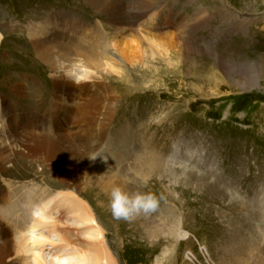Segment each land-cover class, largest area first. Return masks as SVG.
I'll return each mask as SVG.
<instances>
[{
  "label": "rangeland",
  "instance_id": "1",
  "mask_svg": "<svg viewBox=\"0 0 264 264\" xmlns=\"http://www.w3.org/2000/svg\"><path fill=\"white\" fill-rule=\"evenodd\" d=\"M54 5H33L38 11L23 20L19 10L26 1L0 0V245L8 242L13 251L6 264H35L37 253L48 264L77 251L95 258L104 247L112 264H237L239 257L242 264H261L264 0H158L143 33L172 44L168 53H158L144 41V58L135 65L111 50L115 30L92 6L77 15ZM53 8L75 14L64 24L72 41L65 38V50L36 49L31 28L43 20L34 19ZM169 17L176 18L174 27L166 23ZM129 27L124 36L138 40L137 26ZM127 132L134 149L121 163L127 184L80 176L72 161L88 160L114 175L116 148ZM137 134L153 150L161 178L144 174L148 154ZM113 185L129 194L152 193L155 210L117 220L110 210ZM37 188L57 196L50 211L72 197L66 201L88 208L94 223L81 221L66 204L36 224L21 199L24 190ZM11 207L24 211L28 226H41L29 235H52L57 245L30 242L20 251ZM179 222L189 239L170 237Z\"/></svg>",
  "mask_w": 264,
  "mask_h": 264
},
{
  "label": "bare ground",
  "instance_id": "2",
  "mask_svg": "<svg viewBox=\"0 0 264 264\" xmlns=\"http://www.w3.org/2000/svg\"><path fill=\"white\" fill-rule=\"evenodd\" d=\"M19 1H21L23 3H24V1H26L27 5H28L27 7L20 8V10H19L20 18L23 20H30V16L32 15V13L34 11H38V9H39L37 7L33 8V5H36L39 3L50 4V5L62 4L63 6L67 7L68 9H74L75 13L77 12L78 14L80 13V11L83 10L82 7H84L86 9L87 6H89V5L92 6L94 8L96 17L101 18L103 20H106L108 22V24L112 26L111 28L113 30H115L116 38L114 37V39L111 40V42L108 40L110 42L109 47H112L111 50L113 49V51L115 52V55H117L120 59H123L124 62L127 64L135 65L136 63L138 64V63L142 62V59L144 58V56H143L144 41H147V45L152 50L155 49L158 53H160L161 51L163 53H168V51H169L168 46H170V44H172V42L168 43V41L165 38L164 39H156V36H154V35H152L151 37L147 36V35L144 36V34H146V33H143L145 31V27H144V23L146 22L145 20L148 19V16L153 11H155L156 6L158 5V0H19ZM27 8H29L30 10L31 9H35V10H33L32 12H29V10ZM61 10L62 9H60V8H58V9L53 8L52 10H48L45 13V15L42 16L43 18L38 17L37 19H34V22L39 20V19L43 20L40 22L33 23V28H31L33 30L31 32V34H32L31 37L33 38L32 45L36 49L37 48L39 49V48H42L45 46H50V45H54L59 50H65V49L69 48V46H67V44L69 42L66 43L67 40H65V38L70 39V40L72 39L71 35L68 34V33H70L71 30H69L67 27H64L65 26L64 24L67 22V20H72L68 14L72 15L73 12L65 11L67 9L62 10V11ZM69 11H72V10H69ZM23 14H26V15H23ZM43 14H44V12H43ZM35 15H37V14L35 13ZM73 15H75V14H73ZM197 15H198V13H197ZM156 16H158V15H156ZM79 17H75V22L76 21L80 22V20H82L81 17L80 18ZM174 18L175 17L165 18L166 23L169 25V27H174V24L176 22L175 21L176 18L175 19ZM130 24L133 25L134 27L137 26L135 32L138 34V37H137L138 40L132 38L131 36L130 37L124 36V34H126L127 31L129 32L132 30V27L131 28L129 27L130 29L128 28V25H130ZM201 25H202V23H199V25L197 24V28L201 27ZM188 27L191 30H193V27L195 28V26H193V25L192 26L188 25ZM167 29H168V27H167ZM117 37H120L121 39H119ZM1 38H2V36H1V32H0V41H1ZM59 38H61L62 40H59L57 42L56 39H59ZM167 38H168V36H167ZM108 62L109 61H107V64H106L107 67L110 68L111 70H114L115 68L113 67V64L108 63ZM137 135L139 136L138 141L140 143H143V145L145 146V149L147 150V154H148L144 158L145 159L144 174H147L148 176L152 177L153 174L157 173L159 178H161L162 176H161V174H159L160 169H161L160 163H159V161L152 159V157H151L152 153H154L153 150L150 149L149 143L146 142V144H145V139L142 138L143 136H141V134L140 135L137 134ZM130 137L131 136H129V132H127L126 136L120 141V144L122 146H120V147L118 146L119 148L118 147L116 148L117 149L116 155H117V158H119V160H118V163L116 164L117 167L114 170V175H112L113 173L110 172L109 170L107 171L105 169L108 173L105 172L104 169H101L99 165H96V164L93 165L88 160H86V161L82 160L83 162L72 161L73 164L76 163V165H79L80 169H77V171H80V173H79L80 176H83L87 180L93 181L97 184L103 183V181H105L106 179L111 180L112 177L113 178L116 177L120 181V183L126 182V184H127V181H128L127 177L121 171V163H122V161H124V157L128 155L127 150L132 148V146H133V141L131 140L132 138H130ZM110 139H109V141H111ZM176 148H177V151L175 152V155L180 151L178 145L176 146ZM130 157L131 156H129V158ZM173 158H175L174 155H173ZM111 162L109 164L108 163L107 164L110 165ZM113 163H114V159H113ZM139 164H140V162H139ZM138 166L140 167L141 165H138ZM141 170H143V169H141ZM109 187H111V186H109ZM123 189H125V188H123ZM22 195H24V198L22 197L23 199H21V201L23 202V204L26 205L27 210L32 214V216H34L33 213L35 214L37 211L40 212L39 216H37L35 214L37 216L36 217V219H37L36 224H39V221H41V219L46 220L47 219L46 215H49V212H51V211H57L58 212L61 210H66V207H65L66 204H68V206H70V207L73 206L71 208H67V210L73 215L78 214L81 217L80 218L81 221H84L85 223H94V221H95L92 218L91 214L89 213L88 208L82 207V205L78 202L71 203L69 201L68 202L66 201L69 199L71 200L72 197H70L69 199H65L62 202H58V204L53 206L51 208V211H50L49 207L51 206V204L53 202L56 201L57 196L53 195L54 197H51L50 196L51 194H49V192L47 190H42V189L41 190L31 189V190H26V191L24 190L22 192ZM75 195H70V196H73L75 198L76 197ZM73 200H75V199H73ZM63 205H64V207H63ZM11 206H12V204H11ZM17 206H19V205H17ZM21 206H22V204H21ZM15 209L13 207H11L10 213L8 214V216H10V214H11L10 217H13L14 220L16 221V229L18 231V234H19L18 237H19V241H20V247H19L20 251H22L23 248H24V250H27V247H28L27 245L30 242L37 244V247L39 245H42L45 243H49L50 246H52V245L54 246L55 244L57 245L58 240H55V239L53 240L52 239L53 237H51L52 235L49 236L51 238H49L46 235H42V236L29 235V233H32L33 230H35V228H37L39 225L38 226L35 225V226H31V227L28 226V224H26L27 222H25L23 220V217H22V214H24V211H23V213H18V211L17 212L14 211ZM25 210H26V208H25ZM6 213H8V212H6ZM44 214H45V216H44ZM41 215H43V216H41ZM21 218H22V220H21ZM32 222L33 221H31V223ZM180 222L173 225L169 229L168 233H169L171 238H174L177 241H184V240L189 239V234L187 232H184L185 230L184 231L182 230ZM50 224H52V223H50ZM39 228H41V226H39ZM42 228H43V225H42ZM46 228H47V226H46ZM50 228H51V226H50ZM41 230H40V232H41ZM52 232H53V230H52ZM154 233L155 232L152 231L150 236H151V238H153L155 240L157 238V236ZM53 234H54V232H53ZM92 237H94V236H92ZM100 237H102V236L100 233H98L97 238H100ZM31 243H30V245H31ZM61 243H62V241H61ZM34 244H32V245H34ZM10 245L11 244L8 242H5L4 245L3 244L0 245V264H6V262L10 259L9 257H11V254L13 252ZM205 248H203L201 251L204 255H206L208 253V252L207 253L205 252V250H207V248L206 249ZM48 249H49V247H48ZM39 250H37V251H39ZM25 253H26V251H25ZM32 253H29V254H32ZM51 253H53V252H51ZM167 253H169V252L167 251ZM238 254L241 256L240 253H238ZM257 255L258 254H256V256ZM94 257L95 258H93L92 256L89 257L88 254H86V252L80 253L77 251L76 253L72 252V254H66V253L62 254V255L56 257L55 260H56V264H112L113 263L112 259L109 256V253L106 251L105 247H104L103 251H100L99 254H95ZM185 257L190 259L191 257H193V255L189 252V254H187ZM263 257H264V254H263ZM262 259H263V262L261 260V264H264V258H262ZM12 260H14V259H12ZM34 261H35V264H46V263L48 264V261L43 256H41V254H38V253L35 255ZM159 262L160 261H158V263ZM236 263L242 264L243 259L241 257H239L236 260ZM12 264H20V263L19 262L16 263L15 261H13Z\"/></svg>",
  "mask_w": 264,
  "mask_h": 264
},
{
  "label": "clouds",
  "instance_id": "3",
  "mask_svg": "<svg viewBox=\"0 0 264 264\" xmlns=\"http://www.w3.org/2000/svg\"><path fill=\"white\" fill-rule=\"evenodd\" d=\"M144 182L147 183V179ZM110 195V210L117 220H130L141 211H154L157 206V199L152 193L129 194L119 185L112 188ZM35 214L39 216L40 212Z\"/></svg>",
  "mask_w": 264,
  "mask_h": 264
}]
</instances>
